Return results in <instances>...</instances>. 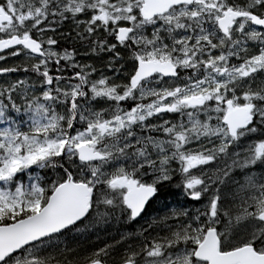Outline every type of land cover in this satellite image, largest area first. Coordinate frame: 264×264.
I'll use <instances>...</instances> for the list:
<instances>
[{"label":"snow or ice","instance_id":"6c2138e0","mask_svg":"<svg viewBox=\"0 0 264 264\" xmlns=\"http://www.w3.org/2000/svg\"><path fill=\"white\" fill-rule=\"evenodd\" d=\"M0 264H264V0H0Z\"/></svg>","mask_w":264,"mask_h":264},{"label":"trees","instance_id":"16d2710c","mask_svg":"<svg viewBox=\"0 0 264 264\" xmlns=\"http://www.w3.org/2000/svg\"><path fill=\"white\" fill-rule=\"evenodd\" d=\"M9 63H11V61H9Z\"/></svg>","mask_w":264,"mask_h":264}]
</instances>
